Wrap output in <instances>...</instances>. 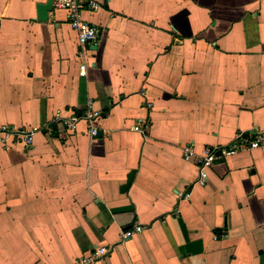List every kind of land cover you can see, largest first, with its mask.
I'll use <instances>...</instances> for the list:
<instances>
[{"label":"crops","instance_id":"obj_1","mask_svg":"<svg viewBox=\"0 0 264 264\" xmlns=\"http://www.w3.org/2000/svg\"><path fill=\"white\" fill-rule=\"evenodd\" d=\"M47 1L0 0V128L38 130L0 135V264H264V144L223 155L264 135V0H93L85 49Z\"/></svg>","mask_w":264,"mask_h":264},{"label":"built area","instance_id":"obj_2","mask_svg":"<svg viewBox=\"0 0 264 264\" xmlns=\"http://www.w3.org/2000/svg\"><path fill=\"white\" fill-rule=\"evenodd\" d=\"M52 10L55 12H65L67 15L66 22L70 28L77 34L78 43L81 48L97 47L99 45V31L96 26L89 23L85 19L86 13H97L100 10L99 4L93 0H53ZM82 75H85L86 65L81 67ZM99 113L94 109L93 102L88 104L87 110L83 113L70 112L68 116H63L62 112H58L56 121L61 124L66 130L76 133L79 125L85 122L88 125L89 134L96 138L99 136V130L95 127V121L98 119ZM137 131H142L143 127H136ZM38 133L37 129L32 130H17L9 127H1L0 135L2 142H6L11 137L20 139L25 145L33 144V138ZM264 144V135H247L239 134L236 142L223 151L224 156H231L245 150H254L262 147ZM184 158L190 161L196 158L199 166V178L197 185L206 187L209 183V171L213 168L217 153L213 149L207 148L202 156H196L192 148H186ZM143 231L142 227H137L135 232ZM133 231L125 233L124 238L129 239ZM108 250L101 248L92 252L89 256L83 257L75 261L73 264H94L96 261L108 254Z\"/></svg>","mask_w":264,"mask_h":264},{"label":"water","instance_id":"obj_3","mask_svg":"<svg viewBox=\"0 0 264 264\" xmlns=\"http://www.w3.org/2000/svg\"><path fill=\"white\" fill-rule=\"evenodd\" d=\"M52 5L53 0H48L46 4L38 5L39 19L41 21H47L49 19V13L52 11Z\"/></svg>","mask_w":264,"mask_h":264}]
</instances>
